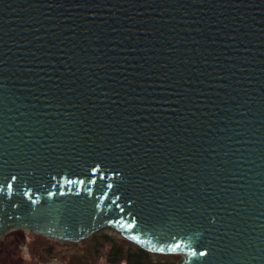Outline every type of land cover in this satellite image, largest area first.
<instances>
[{
    "label": "water",
    "instance_id": "95a60500",
    "mask_svg": "<svg viewBox=\"0 0 264 264\" xmlns=\"http://www.w3.org/2000/svg\"><path fill=\"white\" fill-rule=\"evenodd\" d=\"M106 228L264 264V0H0V237Z\"/></svg>",
    "mask_w": 264,
    "mask_h": 264
},
{
    "label": "trees",
    "instance_id": "16d2710c",
    "mask_svg": "<svg viewBox=\"0 0 264 264\" xmlns=\"http://www.w3.org/2000/svg\"><path fill=\"white\" fill-rule=\"evenodd\" d=\"M29 235L34 237L27 246L31 253L30 259H11L4 255L5 252L0 264H175L178 259L173 254L149 252L122 236L116 237L102 230L93 233L91 238L85 241L84 250L80 253H66L64 249L58 248L57 245L65 244L63 242L32 233ZM2 242L11 252L16 251L14 249L19 246L17 243L14 245L12 241Z\"/></svg>",
    "mask_w": 264,
    "mask_h": 264
},
{
    "label": "rangeland",
    "instance_id": "374dc122",
    "mask_svg": "<svg viewBox=\"0 0 264 264\" xmlns=\"http://www.w3.org/2000/svg\"><path fill=\"white\" fill-rule=\"evenodd\" d=\"M102 231H106L108 233L115 235L116 237L117 236L120 237L119 233H115V231L110 229V228L103 229ZM30 233L31 232H28L26 230L23 231V229H12L11 231H8L5 235H2L0 237V262H1L2 257L4 255H6V257L11 258V259H14V257H21L24 260L30 259L31 253H30V250H28L27 246H28L30 239L34 238L33 236L29 235ZM5 240H6V242L12 241L14 245H16V243L19 244V246H17L14 249L16 251L12 250V252H11V250L7 246L3 245L2 241H5ZM85 241H87V239H83V240H80L77 242L76 241H73V242L60 241V242H63L65 244L64 245L63 244L57 245V247L60 249H64V251H66V253H70V252H77V253L79 252L80 253L84 250ZM67 243H74V244H67ZM2 254H4V255H2ZM173 255H176V254H173ZM176 256L178 257V255H176Z\"/></svg>",
    "mask_w": 264,
    "mask_h": 264
}]
</instances>
